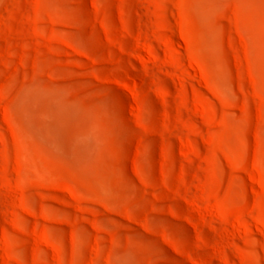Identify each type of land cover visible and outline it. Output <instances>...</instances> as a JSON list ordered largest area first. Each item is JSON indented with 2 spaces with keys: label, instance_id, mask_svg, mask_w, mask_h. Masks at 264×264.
I'll use <instances>...</instances> for the list:
<instances>
[{
  "label": "rangeland",
  "instance_id": "374dc122",
  "mask_svg": "<svg viewBox=\"0 0 264 264\" xmlns=\"http://www.w3.org/2000/svg\"><path fill=\"white\" fill-rule=\"evenodd\" d=\"M0 264H264V0H0Z\"/></svg>",
  "mask_w": 264,
  "mask_h": 264
},
{
  "label": "bare ground",
  "instance_id": "6f19581e",
  "mask_svg": "<svg viewBox=\"0 0 264 264\" xmlns=\"http://www.w3.org/2000/svg\"><path fill=\"white\" fill-rule=\"evenodd\" d=\"M211 248L214 250V252H217L218 253V250L217 248H215L214 246L211 245Z\"/></svg>",
  "mask_w": 264,
  "mask_h": 264
}]
</instances>
